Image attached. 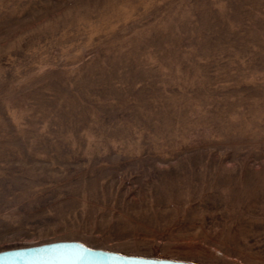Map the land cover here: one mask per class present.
<instances>
[{
  "label": "rangeland",
  "instance_id": "rangeland-1",
  "mask_svg": "<svg viewBox=\"0 0 264 264\" xmlns=\"http://www.w3.org/2000/svg\"><path fill=\"white\" fill-rule=\"evenodd\" d=\"M68 239L264 264V0H0V250Z\"/></svg>",
  "mask_w": 264,
  "mask_h": 264
},
{
  "label": "water",
  "instance_id": "water-1",
  "mask_svg": "<svg viewBox=\"0 0 264 264\" xmlns=\"http://www.w3.org/2000/svg\"><path fill=\"white\" fill-rule=\"evenodd\" d=\"M0 264H197L187 260L121 254L81 241L54 240L0 250Z\"/></svg>",
  "mask_w": 264,
  "mask_h": 264
}]
</instances>
